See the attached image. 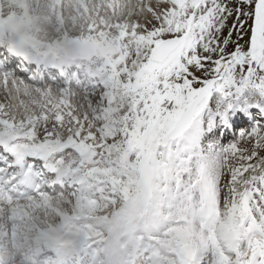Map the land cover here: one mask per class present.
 Instances as JSON below:
<instances>
[{"label":"snow or ice","instance_id":"1","mask_svg":"<svg viewBox=\"0 0 264 264\" xmlns=\"http://www.w3.org/2000/svg\"><path fill=\"white\" fill-rule=\"evenodd\" d=\"M17 7L0 16V46L22 57L0 58V185L34 194L0 201L13 222L63 191L62 230L97 243L155 160L178 191L172 264H264V0H50L51 39ZM86 47L103 52L99 111L19 78L37 73L25 50L63 65Z\"/></svg>","mask_w":264,"mask_h":264},{"label":"rangeland","instance_id":"2","mask_svg":"<svg viewBox=\"0 0 264 264\" xmlns=\"http://www.w3.org/2000/svg\"><path fill=\"white\" fill-rule=\"evenodd\" d=\"M8 1H10V0H8ZM37 1L31 0V2H30V0H27V4H29V10H30L31 16L33 18L34 23L37 24L42 29V31L39 33L40 37L42 39H46V38L51 39L54 36V31H53L52 25L50 24L49 19H48L49 15H50V10H49L50 0H47L45 2L46 4L43 3V7H40V5L37 4ZM0 2L4 3L3 0H0ZM41 2H44V0H41ZM118 2H119V0H118ZM133 2H135V0H133ZM7 4H8V2H7ZM7 7H10V5L9 6L7 5ZM4 8H6V6H4ZM19 12H20V10H19ZM10 14H12V13H8L7 16L9 17ZM45 27H47V28H45ZM73 35L74 36H80L82 34L77 32V33H74ZM84 51H87L88 53H91V52L95 53L96 60L102 58L101 54H100V52H102V49H100L99 47H86L82 52H84ZM92 63H94V62H92ZM102 80H103V78H102ZM105 81H107V80H105ZM29 85L33 86L32 84H29ZM100 85H101V87H99L97 89V91L93 92L90 95H84L83 94V95L77 96L78 98L76 100V103L81 109L85 108V109H91L93 111H99L103 108V106L105 104V99L108 95V85L107 84H100ZM33 87H35V86H33ZM37 88H41L42 90L43 89H56L60 92L68 91V90L63 89V88H61L57 85H54V84H52L50 86H46V87H37ZM84 98L86 100H84ZM19 115L22 116L23 113H20ZM237 130H239L238 133L236 134L238 136L240 131H245L246 129H244V130L237 129ZM226 146L227 145H225V147ZM178 152H179V154H178ZM175 155H176L177 159H181L183 153L181 150H177ZM66 164H72L71 159H66ZM145 167L147 169V179L145 182V186L141 189V191H139V194H138V192H134L132 194V197L135 198V200H137V203L135 204V207H134V216H135V218H139L143 215L144 224L147 227L157 226L158 229H162L166 225L167 220H169V219H166L167 217H163L164 213L167 211L166 207L169 205V202L173 203L174 201L177 200L178 191L174 187L173 177L171 175L170 168H165L164 166H162L161 162L155 161V160H153L151 164H146ZM171 192L173 193L172 195L170 194ZM143 201H145L146 204ZM130 202L131 201H121V202H119L118 205L114 206V208L112 209V212H111L113 214V216L119 212V210L122 208V206L130 204ZM65 205L69 208L72 207L70 202H68ZM143 206H145V207H143ZM147 206H148V208H147ZM0 209L2 210V205H0ZM33 210H34L33 212L36 213L35 209H33ZM46 210H48V209H46ZM46 210L44 209L43 211H46ZM49 210H51V208H49ZM49 210L47 212L51 213V215L53 212L55 214H57L53 209H52L53 212L49 211ZM154 211H155V213H154ZM172 211H173L172 214L176 215L175 210H172ZM41 213H43V212L41 211ZM109 213H110V211H109ZM26 214H27V216L25 215L23 217V219L24 218L26 219L29 216V211H28V213L26 212ZM10 218H11V216H10ZM25 219L23 221L21 220V223L26 222L24 225H27L28 222H27V219L26 220ZM5 221H6V219H2V220H0V223L5 224ZM130 222H131V217H130ZM42 223L44 224V221H42ZM131 224H132V222H131ZM45 225H48V224H45ZM45 225H43V226H45ZM132 226H133V224H132ZM175 229L176 228H173V227H167L162 233L157 235V238H165L171 244L176 239V236L173 238H168L167 234L175 231ZM141 230H143V229H141ZM159 231L160 230H156V232H159ZM151 239L156 240V238H151ZM29 243L33 244V242H29ZM165 249H166V251L171 252L169 245H166ZM13 264H16V262L14 261Z\"/></svg>","mask_w":264,"mask_h":264},{"label":"bare ground","instance_id":"3","mask_svg":"<svg viewBox=\"0 0 264 264\" xmlns=\"http://www.w3.org/2000/svg\"><path fill=\"white\" fill-rule=\"evenodd\" d=\"M33 1H37V0H33ZM46 1L47 0H44V2H41V0H38L37 4H39L40 7H43V3H45ZM4 2H7V1H4ZM8 2H9L8 5H13L14 6L13 9H10V13H12V14L13 13H18L19 10H20L19 7H17L18 0H10ZM30 2H31V0H30ZM0 3H2V2H0ZM3 5H6V4L3 3ZM28 6H29V4H28ZM0 16H4L3 8L1 6V4H0ZM45 28H47V27H45ZM5 49H7V48H5ZM30 58H31V60L43 61V63H44L43 66H42L43 69L46 68L47 70H50V69H52V67L55 66L54 63L50 62L49 60H47L45 58H43V60H41V58L39 56H37V55L30 56ZM77 76H79L78 73H77ZM99 77L100 76H98L97 78H99ZM99 87H101V85H99L98 88ZM26 147L27 146L25 144L21 143L20 145L17 146V150L18 151L19 150H23ZM66 166H71V164H66ZM6 173H7V171H6ZM68 201H70V200L65 198V197L59 198V199L55 198L54 200H52L51 203L49 204V206L46 207V208H51V210L54 209V211L57 213V214H52V215H51V213L47 212L48 210L47 211H42L43 213H41L36 208H34L32 205H31V207H29V208L35 209L36 213L33 212L34 211L33 209L29 210V216L26 218L27 222H28L27 223L28 228H26L25 230H26L27 233H29L28 236L36 235L37 238L34 239V244H36V247L34 248V250L30 249L29 247L26 249L28 252H31V256L28 257L26 262H29V259L32 257V260H31L30 263H34V262H36L37 257L42 258V256L45 255V254H48L49 256L52 257V255L56 254L57 251H58L56 249V243L58 241V238L61 237V236H67V235H70V234L74 233V232L64 231L61 228L62 219H61V216L59 215V213H63V212L71 213L72 208H73V206L71 208H69V207H67L65 205V204L68 203ZM136 203H137V200H135V202L132 203V204L124 206L123 211H121L118 214L119 215V219L118 220L120 221L119 230L126 231L128 228L134 227V226H132V224L130 222V212L135 207ZM27 213H28V211H27ZM7 215H8V210L3 211V210L0 209V220L6 219ZM25 215L27 216V214H25ZM9 219L7 220V222L5 221V224L0 223V241L3 240L4 237H6L7 234L9 233V229H10L9 228V226H10ZM19 220L21 221L22 218L19 219ZM42 221H44V224L42 223ZM45 224H48V225H45ZM43 225H45V226H43ZM109 226H110V224L104 226L102 231L104 233V236H107L108 239L111 240L113 238V235L110 233ZM134 229L135 230H141L139 226L134 227ZM147 231H149V230H147ZM139 234H141V231H139ZM14 237L15 236L13 235V241H16ZM51 237L55 238V243L52 245V247H49L48 246V242H49V238H51ZM22 242L26 243V246H27L28 242H29V238L23 240ZM22 242H20L19 245L23 249H25L26 246L22 245ZM6 248H8V246H6ZM4 257H5V255H4ZM9 257L13 258V255L10 254ZM0 259H4L3 256H1ZM48 262H50V261H48ZM48 262L46 264H48Z\"/></svg>","mask_w":264,"mask_h":264},{"label":"clouds","instance_id":"4","mask_svg":"<svg viewBox=\"0 0 264 264\" xmlns=\"http://www.w3.org/2000/svg\"><path fill=\"white\" fill-rule=\"evenodd\" d=\"M119 224H120L119 220L113 223L112 225L113 236L118 235ZM102 260H103V264H124V257L122 252L114 245H110L106 249Z\"/></svg>","mask_w":264,"mask_h":264}]
</instances>
